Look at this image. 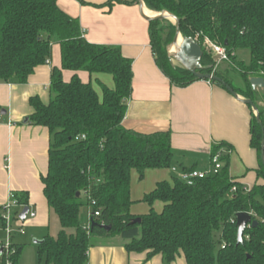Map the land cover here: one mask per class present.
<instances>
[{"label":"trees","instance_id":"16d2710c","mask_svg":"<svg viewBox=\"0 0 264 264\" xmlns=\"http://www.w3.org/2000/svg\"><path fill=\"white\" fill-rule=\"evenodd\" d=\"M135 1L111 0L106 7L111 10ZM143 1L151 12L178 18L182 37L196 39L203 49L202 65L210 69L202 74H214L252 100L264 127V109L250 84L251 78H264V0ZM175 35L176 27L168 20L150 22L157 66L175 87L184 88L199 80L170 57L168 48ZM206 40L226 49L234 69L239 68L236 52L250 51V65L237 70L239 85L229 75L230 67L217 66L204 46ZM55 45L60 46L61 67L52 70L51 100H30V124L46 127L51 134L49 170L42 183L61 226L57 237L47 236L36 245L39 264H87L96 238H119L129 253H148L149 259L162 256L163 264L182 257L186 264H264V183L251 189L239 184L230 173L231 155H224L218 174L187 185L172 173L176 155L170 132L141 134L123 127L132 95L133 61L121 48L87 42L79 20L60 8L58 0H0V81L27 84L37 68L50 62ZM64 72L73 73L70 81H65ZM79 73L111 76L114 86L97 81L98 91ZM211 83L227 91L221 83ZM2 112L0 108V118ZM251 134L260 161L257 176L264 181V134L254 113ZM221 149L233 153L231 147L216 144L211 157ZM154 170L170 171L171 178L142 199L149 213L135 216L132 173L143 180L147 171ZM15 195L20 206H29L28 193ZM89 197L100 216L93 217L87 231L80 216L90 205ZM157 203L163 205L160 212ZM240 213L258 223L247 227L242 244H238ZM135 219L141 223L132 225ZM103 226L112 229L106 232ZM22 253L23 247L14 244L9 254L0 256V264H20Z\"/></svg>","mask_w":264,"mask_h":264},{"label":"crops","instance_id":"0c3cea01","mask_svg":"<svg viewBox=\"0 0 264 264\" xmlns=\"http://www.w3.org/2000/svg\"><path fill=\"white\" fill-rule=\"evenodd\" d=\"M110 1L58 0V4L79 20L87 42L119 47L123 55L133 61L132 95L123 127L141 134L170 132L171 147L176 155L174 167L178 169L209 168L213 146L225 144L233 149L231 176L247 189L263 184L264 181L257 176L260 168L258 153L251 146L252 110L208 81H197L184 88L175 87L156 64L150 23L142 17L137 0L133 4L116 5L111 10L106 7ZM146 11L149 10L145 6L146 15L150 16ZM56 67H61L58 45L53 47L50 62L37 68L27 84L0 81V108L7 113L0 118V205L9 203L11 194L28 193V207L37 215L29 222V226L34 228L32 237H37L35 245L51 236V221L57 218L59 222V219L48 205L42 183L49 170L51 134L46 127L30 124L33 114L30 100L38 97L49 103L52 70ZM78 75L84 82L91 81L98 91L97 81L114 86L111 76ZM72 76L73 73L64 72L65 81H70ZM256 92L262 95L264 90ZM170 178V171L154 170L147 171L140 180L134 171L131 198L135 204L131 213L135 216L149 213L150 207L141 203L142 199L159 182ZM162 207L161 203L155 205L158 212ZM46 230L48 234L45 235ZM22 241L17 245L22 246L24 252L26 242ZM87 264H163V258L155 256L149 259L148 253H129L125 243L116 238L99 241L92 247ZM174 264L186 262L182 257Z\"/></svg>","mask_w":264,"mask_h":264},{"label":"water","instance_id":"95a60500","mask_svg":"<svg viewBox=\"0 0 264 264\" xmlns=\"http://www.w3.org/2000/svg\"><path fill=\"white\" fill-rule=\"evenodd\" d=\"M137 3L140 7L142 17L149 23L154 21H164V20H168V21L173 20L175 22L174 25L176 27V35L173 40V43L169 47L170 49L174 50V53L173 54L169 53L170 57L174 61H176L179 65H181L185 70H187L192 75H194L199 81H210V82L213 81V82L221 83L235 99H237L238 101H240L241 103L247 106H250L252 108V111L256 117L258 124L262 127V132L264 134V127L262 125L258 107L255 105V103L252 100L242 98L239 94H237L234 91V89L231 86H229L226 82H224L221 78L215 76L214 74H202V71H207L210 69L209 67H204L202 65V59L204 56L203 49L199 45L196 39L182 37L180 22L178 18L166 12L161 14L156 13L155 17H149L145 13L144 1L137 0ZM179 39H181V45L178 44ZM250 84L253 91L264 90V78H251ZM6 114H7L6 111L2 112V116H5ZM26 122H28V119L26 120ZM262 163L264 165V140L262 141ZM78 196L80 195L78 194ZM28 213H29V208L24 209L23 213L20 216V219L22 221H25ZM140 223H141V219H135L132 221L131 224L135 225ZM250 225L255 228L258 226V223L256 221H252L251 216L247 213H240L237 215L238 244L243 243L244 233L247 227ZM102 228L106 232H110L112 229L110 226H103ZM40 243H42V241L36 242V245ZM2 254L3 251L0 250V256H2Z\"/></svg>","mask_w":264,"mask_h":264},{"label":"built area","instance_id":"2783aa9c","mask_svg":"<svg viewBox=\"0 0 264 264\" xmlns=\"http://www.w3.org/2000/svg\"><path fill=\"white\" fill-rule=\"evenodd\" d=\"M204 46L210 50V52L218 58V62H226L229 61V56L226 52V49L222 46H218L216 44H213L210 40H206L204 43ZM210 82V81H208ZM211 83V82H210ZM224 155H232V151L221 149L219 152H217L215 155L210 157V166L207 169L204 170H191V169H178L173 168L172 172L177 174V176L185 182L189 186H193L196 181L206 179L210 176H214L218 174L224 164L222 162V158ZM236 191V188H234V192ZM90 201V205L88 206L89 210V224L85 226V230L89 231L91 228V221L93 217L100 216L99 212H94V202L91 201L90 197L88 198ZM29 208L25 206H20V204L17 202L16 195L11 194L9 203L5 205H0V213H1V221L4 224L3 231L6 233V239L4 241L0 240V250L3 251V254H9L13 250L14 243L12 242V231H11V225H12V219H14L17 222H25L28 220H34L36 218V213L32 212L29 209V213L26 216V220L22 221L20 219L21 214L23 213L24 209ZM14 216V217H13ZM21 234H23L22 228H21Z\"/></svg>","mask_w":264,"mask_h":264},{"label":"rangeland","instance_id":"374dc122","mask_svg":"<svg viewBox=\"0 0 264 264\" xmlns=\"http://www.w3.org/2000/svg\"><path fill=\"white\" fill-rule=\"evenodd\" d=\"M155 13V12H154ZM171 24H175L174 21H169ZM168 24H164L163 27H167ZM167 34L165 35V39H166ZM170 47V46H169ZM206 48V47H205ZM169 53L173 54L174 51L173 49H168ZM210 51V50H209ZM213 55V54H212ZM214 60L217 62V66L220 65L222 69H226V67H230L231 68V73H229V75H231V78L237 80L236 81V85L240 84V79H239V75H238V71L239 68H241V66H248L251 63V54L250 51L247 49H239L236 52V58H237V66L239 68L234 69V65H232L231 60L226 61V62H219L217 61L218 58L216 56L213 55ZM233 68V69H232ZM236 68V67H235ZM238 83V84H237ZM264 97V92H262V95H259V99H258V103L259 106L263 107L264 109V100H262L261 98ZM89 208L87 206H84L81 210V216H80V222L83 226H86L89 224ZM54 217H56L53 214ZM14 217V216H13ZM55 220L51 221V226L49 229V234L51 236H57V234L59 233V231L61 230L60 224L57 220V218H54ZM29 222L30 220H26L25 222H17L14 219H12V225H11V231H12V242L14 244H18V241L23 240L22 242H26V247L25 250L23 252L22 258H21V263L20 264H39V253H38V248L37 246L34 244L35 242V238L37 237H32V234L34 232V228L29 226ZM21 228L23 231V234H21ZM4 229V224L2 223V221H0V240L4 241L6 239V233L3 231ZM48 234V230H46L45 235ZM119 239V238H117ZM105 240L104 238H96L95 239V243H99V241Z\"/></svg>","mask_w":264,"mask_h":264},{"label":"bare ground","instance_id":"6f19581e","mask_svg":"<svg viewBox=\"0 0 264 264\" xmlns=\"http://www.w3.org/2000/svg\"><path fill=\"white\" fill-rule=\"evenodd\" d=\"M146 12H147L148 15H150L149 17H155V15H156L155 13H153V11L152 12L151 11H146ZM178 44L181 45V39H179V43Z\"/></svg>","mask_w":264,"mask_h":264}]
</instances>
